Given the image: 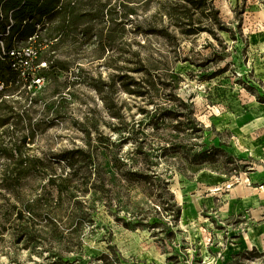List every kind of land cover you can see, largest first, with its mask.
Returning <instances> with one entry per match:
<instances>
[{
    "label": "rangeland",
    "instance_id": "374dc122",
    "mask_svg": "<svg viewBox=\"0 0 264 264\" xmlns=\"http://www.w3.org/2000/svg\"><path fill=\"white\" fill-rule=\"evenodd\" d=\"M130 1L138 7L137 16L97 21L119 31L112 48L102 51L83 35L55 50L84 70L77 76L61 72L59 94L54 81L38 84L46 87V100L32 112L37 125L22 148L49 157L90 145L103 165L111 156L123 157L166 177L182 215L162 232L127 227L117 213L99 207L95 229L87 227L75 247L64 241L66 232H47L44 242L30 243L4 231L0 264H264V0H214L232 32L219 31L216 38L209 32L182 36L175 31L176 47L172 40L136 31L138 20H154L156 1L148 6ZM135 51L151 54L161 67L167 57L180 55L172 64L178 76L158 69L156 75L171 81V88L157 86L139 97L115 87L107 104L87 82L91 76L108 80L120 66L142 77L130 71ZM169 89L194 109L190 121L189 108L171 103ZM49 102L60 112L45 107ZM174 112L182 114L174 117ZM28 124L18 132H29ZM205 149L211 150L210 160L193 163L192 153ZM156 191L141 184L122 189L126 201L143 210L154 207L150 193Z\"/></svg>",
    "mask_w": 264,
    "mask_h": 264
},
{
    "label": "trees",
    "instance_id": "16d2710c",
    "mask_svg": "<svg viewBox=\"0 0 264 264\" xmlns=\"http://www.w3.org/2000/svg\"><path fill=\"white\" fill-rule=\"evenodd\" d=\"M153 1H156V11L152 15L154 20L146 19L147 24L138 20L135 25L138 33L162 36L172 40L176 47L180 43L175 31L182 36L209 32L216 38H219V31L232 32L219 16L214 0L136 2L148 6ZM132 2L0 0V83L3 84L0 89V234L10 230L18 241L37 243L45 241L44 234L47 232L55 235L66 232L68 235L63 238L64 241L75 247L82 244L87 227L95 229L94 214L99 207L115 215L117 213L116 219L132 228L159 227L163 232L180 219L183 208L170 189V181L156 171L128 163L120 156H111L107 165H103L98 151L90 145L53 152L49 157L29 153L22 148L34 135L37 125L32 120V112L46 100V87L38 89L34 80L44 77V81L47 78L50 82H56L55 91L59 94L61 72L77 76L84 70L80 64L75 69L69 58L58 57L55 50L70 39L77 41L83 35L86 43L94 40L93 43H97L102 51L112 48L119 31L106 29L105 25L97 26V21H106L107 24L116 20L118 15L122 19L137 16L138 7L130 4ZM36 35L35 40L30 41ZM28 44L36 47L38 56L29 67H15L17 59L10 52ZM134 56L135 65L130 71L142 74V77L129 75L124 71L125 67L120 66L118 73L110 75L108 80L91 76L87 82L101 93L107 104L108 93L115 87L146 97L157 86L172 87L171 81L162 79L161 75L178 76L172 64L181 59L180 55L170 59L167 57L164 67L151 54L142 55L135 51ZM43 60L46 66L39 67ZM105 64L109 65V61L105 60ZM158 69L165 74L156 75ZM169 90L171 103L177 100L180 107L189 108L190 121L194 114L192 106L176 96L172 89ZM50 105L60 112L61 107L54 102L45 103L47 108ZM173 114L180 117L182 112ZM74 123L79 125L76 120ZM24 124H28L31 130L19 133L18 127ZM7 137L10 142L6 143ZM209 154V149L195 151L191 161H208ZM136 184L151 189L152 186L157 187L156 192L150 193L155 204L152 209L134 208L126 201L122 189ZM121 211L124 216H118ZM167 216H171V219H167Z\"/></svg>",
    "mask_w": 264,
    "mask_h": 264
},
{
    "label": "built area",
    "instance_id": "2783aa9c",
    "mask_svg": "<svg viewBox=\"0 0 264 264\" xmlns=\"http://www.w3.org/2000/svg\"><path fill=\"white\" fill-rule=\"evenodd\" d=\"M36 37L37 35L30 38V41H34ZM10 55L17 59V62L14 64L15 67L26 68V67H29L32 64V61L38 56V50L36 49L34 45L28 44V45L15 48L14 50L10 52ZM42 66H46V62L42 61L39 64V67H42ZM22 71L24 74V69ZM34 82L37 83V85L41 84L42 82H44V77L36 78ZM2 88H3V84L0 83V89Z\"/></svg>",
    "mask_w": 264,
    "mask_h": 264
},
{
    "label": "bare ground",
    "instance_id": "6f19581e",
    "mask_svg": "<svg viewBox=\"0 0 264 264\" xmlns=\"http://www.w3.org/2000/svg\"><path fill=\"white\" fill-rule=\"evenodd\" d=\"M245 181H248V178H245ZM198 206H199V203H195V208H198Z\"/></svg>",
    "mask_w": 264,
    "mask_h": 264
}]
</instances>
